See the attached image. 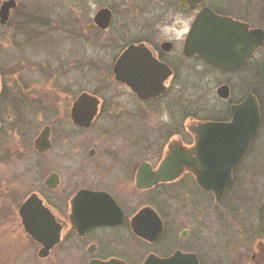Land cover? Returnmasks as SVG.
Wrapping results in <instances>:
<instances>
[{
  "label": "flooded vegetation",
  "instance_id": "obj_1",
  "mask_svg": "<svg viewBox=\"0 0 264 264\" xmlns=\"http://www.w3.org/2000/svg\"><path fill=\"white\" fill-rule=\"evenodd\" d=\"M213 1L221 8L212 6ZM259 2L204 0L191 9L177 0L156 1L182 17L186 14L188 24L185 29L180 26L179 36L172 38L159 39L157 33L144 29L141 39L127 44L112 61L109 79L114 81L113 89L104 87L88 92L83 85L85 79L81 71L85 63L82 60L74 64L61 63L62 71L36 59L26 62L27 59L21 58L8 63L7 59L0 58V264H144L149 257L168 260L175 256L192 257L196 264H242L241 260L234 261L228 245L217 247L225 250L223 257H217L216 246L211 244L216 232L206 228L210 222L214 223L217 205L239 203L244 198L241 196L244 171L259 168L257 137L261 106L256 91L259 81L264 85L258 71L264 57V40L250 57L233 69L219 68L199 55L186 56L183 48L195 18L204 8L246 24L248 30L264 32L258 25ZM260 5L264 15L261 2ZM169 16L170 12L163 10L155 18L166 25ZM9 18L0 25L5 26ZM112 19L111 11L110 22ZM93 26L99 36L109 33L111 23L105 30L94 22ZM138 44H144L161 64L155 81L164 89L159 95L146 99L138 97L113 73L120 54L129 45ZM185 62H193L190 69L199 79L218 77L215 95L221 105L213 108L218 117L183 118L178 107L180 102L172 93L182 94ZM30 71L40 77L31 80L26 75ZM68 71L74 79L69 77L63 87L55 86ZM248 78H252L250 85L254 89L241 92ZM223 87L226 88L225 98L217 94ZM235 91L244 94L235 95ZM83 93L99 101L96 116L86 126L82 125L85 118L71 116L74 102ZM248 95L255 97L260 124L247 149L231 167L230 183L220 197L203 191L189 170L181 171L169 181L146 186L149 175L158 170L167 156H175L183 167L185 152L198 163L213 154V148L220 143L215 137L199 133V127L194 131L195 127L231 123L233 109ZM139 105L143 106V111L136 110ZM11 108L15 111L8 113ZM158 108L167 109L169 118L155 129L148 115ZM58 110H64L65 115ZM39 115H44L46 122L32 140H27V135L35 129L33 118L38 119ZM138 121L143 122L145 131L140 128L137 132L136 125L141 124ZM45 130L48 148L41 149L36 141ZM91 132L95 136L90 142ZM144 137L150 143L137 161L135 145ZM230 152L234 154L238 150ZM228 162H232V157ZM198 163L192 168L198 170ZM140 168L146 173L144 181L137 179ZM185 186L193 189L191 200H184ZM236 187L240 190L231 198ZM186 209H190V214H184ZM263 212L264 204L258 216L259 236L250 246V264H260L259 254L264 250Z\"/></svg>",
  "mask_w": 264,
  "mask_h": 264
},
{
  "label": "rangeland",
  "instance_id": "obj_2",
  "mask_svg": "<svg viewBox=\"0 0 264 264\" xmlns=\"http://www.w3.org/2000/svg\"><path fill=\"white\" fill-rule=\"evenodd\" d=\"M4 1L6 0H0V5ZM14 1L17 8L11 11L8 23L5 26L0 25V58L7 59L8 63H13L21 58L27 59L26 62L36 59L43 64H50L53 68L63 69L62 71H64V68L60 66L61 63L74 64L82 60L85 63V68L81 71L83 79H85L83 85L88 92H97L99 89L103 90L104 87H112L113 89L114 81L111 77L109 79L112 61L116 59L127 44L141 39V33L144 29H150L152 33H157L159 39L172 38L179 36L178 29L180 26L185 29L188 24L185 18L186 14L182 17L178 13L176 14L174 9H166L169 6H159V3H156L159 0ZM222 3L224 5L223 1ZM212 6L221 8V5L214 1ZM101 8L111 10L113 19L110 22L109 33L105 32L103 35L98 36L92 19ZM163 10L170 12L166 25H161L155 18ZM258 25L264 28V15H262L260 2ZM159 41L162 40H151V42ZM100 64L103 65H101L103 68L99 67ZM183 66L185 86L182 94L172 93L176 95V97L174 95L172 97L178 98L177 100L180 102L178 107L182 111L183 118L203 115L211 119L218 117V113L213 111V108L219 104L221 105L215 95L218 77L215 79L212 77L208 80L201 77L199 79V76L195 75L190 69L193 67V62H185ZM34 72L30 71L26 74L27 77L31 80L39 78L40 76L38 74L34 75ZM61 77V81L56 82L55 86L60 84L63 87L69 77L73 78L75 76L68 71ZM76 79L79 80L78 73ZM252 83V78H248L247 86H242L243 88L240 91L245 93V91L254 89L250 85ZM193 84L197 85V88ZM256 92L261 106V124L257 137L259 168L244 171V185L241 194L244 198H241L239 203H232L231 201L230 204L217 205L214 212V223L212 225L210 222L209 227L206 228L212 233L213 230L216 232V237L211 242L213 246H216V256L223 257L225 253V250L217 248L218 246L228 245L234 261L241 260L242 264H250L251 244L259 236L258 216L259 210L264 204V85L261 84V81H259V90ZM244 93L235 91V95ZM139 108L141 111L144 110L142 105L136 106V110ZM203 108L207 109L203 111ZM11 110L8 113L15 111L12 108ZM61 112L58 110V113ZM158 114H161V116ZM61 115H65L64 110ZM44 117V115H39L38 119L33 118L35 129L27 135V140H32L35 137L37 131L42 127L41 125L46 122ZM148 117L151 118V125L156 129L162 122L167 121L169 113L165 108H158L155 111L151 110ZM138 122L141 124L137 123V132L140 128H143V122ZM94 136L91 132L89 135L90 142ZM153 140H155V137H153ZM147 143H150V141L147 138L145 140V137L143 141H137L135 145L137 161L141 160L142 157L140 156L146 153ZM89 147H91L90 144ZM239 190V187L233 188L231 198H234V193ZM190 191H193V189L185 186L184 200L192 199ZM184 214H190V209L184 210ZM207 217L205 215V220ZM239 240L242 242H239ZM239 243H241L242 251L239 250ZM228 259L230 260V258Z\"/></svg>",
  "mask_w": 264,
  "mask_h": 264
},
{
  "label": "water",
  "instance_id": "obj_3",
  "mask_svg": "<svg viewBox=\"0 0 264 264\" xmlns=\"http://www.w3.org/2000/svg\"><path fill=\"white\" fill-rule=\"evenodd\" d=\"M179 3L195 8L204 0H177ZM264 6V0H261ZM16 7L14 0H6L0 5V24L4 25L10 11ZM111 21V11L107 8L100 9L94 16V24L102 30L108 28ZM264 32L261 29L248 30L246 24L214 14L207 8L202 9L195 18L188 40L184 43L183 52L186 56L199 55L208 63L223 69H233L241 65L253 52L262 45ZM166 45H169L168 43ZM161 64L151 55L144 44L129 45L119 56L113 70L116 79L128 87L141 99L153 97L162 93L161 83L155 81V75ZM259 75L264 79V57L258 67ZM217 94L225 98L226 88L218 90ZM99 101L87 93L81 94L73 104L71 116L85 118L84 124L89 125L97 114ZM231 123H206L200 124L199 133L208 135L220 144L216 145L214 153L206 155L204 160H192L190 153L183 155V167L176 162L175 156H167L160 164L158 170L148 177L147 187L159 182L169 181L178 176L181 171L189 170L195 177L197 184L203 191L213 192L220 197L223 190L231 180V167L238 161L240 155L247 149L250 141L255 136L260 124V115L257 110L255 97L248 95L243 103L235 107L232 112ZM77 123V121L75 122ZM78 123H82L79 122ZM79 125V124H78ZM230 142V143H228ZM41 149L48 148L46 130L36 141ZM238 150L232 154L230 150ZM232 154V156H231ZM198 157H202L199 153ZM232 157V162L228 159ZM198 163V170L193 169ZM174 166V169L172 168ZM177 167V170L175 169ZM146 173L140 168L137 179L145 180ZM264 224V212H263ZM38 240V236H33ZM50 245V244H49ZM196 264L189 256H178L168 260L149 257L144 264ZM259 263L264 264V250L259 254ZM112 264V263H105Z\"/></svg>",
  "mask_w": 264,
  "mask_h": 264
}]
</instances>
